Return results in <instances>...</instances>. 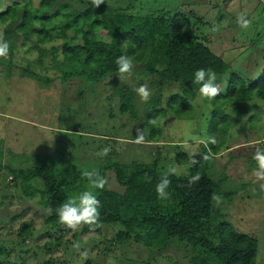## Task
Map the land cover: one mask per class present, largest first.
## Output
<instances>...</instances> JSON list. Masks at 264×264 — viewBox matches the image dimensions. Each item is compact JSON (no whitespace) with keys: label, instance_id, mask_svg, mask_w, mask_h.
<instances>
[{"label":"rangeland","instance_id":"1","mask_svg":"<svg viewBox=\"0 0 264 264\" xmlns=\"http://www.w3.org/2000/svg\"><path fill=\"white\" fill-rule=\"evenodd\" d=\"M69 3L77 7L73 0H60L57 7ZM0 4L4 8L12 5L13 0H0ZM111 4L142 16L161 10L175 11L176 15L187 18L195 36L208 39L210 50L222 57L231 71L252 82L264 70L262 0H115ZM62 14L68 13L62 10ZM241 14L251 21L247 29L236 22ZM60 21L61 18L55 20L52 26L58 27ZM96 37L97 40L109 41L105 31L98 32ZM61 44L55 41L44 47L50 49L61 47ZM17 51L14 63L19 69L43 74L51 82L41 86L21 76L20 70H15L7 81L0 74V141L6 150L5 162H11L13 168L26 169L37 165L36 156L40 160L53 159L59 166H72L81 171L102 170L111 163H149L159 159L162 170L167 172L170 166L175 165L172 162L177 153L196 154L202 144L207 143L212 105L205 103L198 93L191 102V109L179 112L177 105L168 107L170 96L179 94V84L163 87L160 108L165 111V116H153L151 124L159 133L157 140H149L151 129L145 125V117L149 112V102L158 93L151 86V77L141 73L142 64H133L130 75L120 77L116 73L97 83L77 77L62 82L60 71L48 69L45 72L34 63L38 54L31 50L30 44L18 42ZM58 58L64 61L62 54ZM3 59L6 60L7 56ZM49 59L44 61V66L49 64ZM76 66L80 69L75 65L76 70ZM142 84H147L152 93L147 102H142L134 91ZM120 86H128L135 93L137 119L120 114L117 95ZM224 88L225 85L221 90ZM250 105L237 109L229 107L232 126L227 143L232 146L231 152L215 160L211 177L213 172L218 175L216 180L227 176V181L222 179L221 186L222 192L228 195L215 200V205L236 231L258 241L256 261L264 264V190L261 189L264 180L253 175L257 167L253 159L255 150L264 148V144L255 143V137L264 134V102L255 101ZM138 130H142L144 143L132 142ZM105 148L110 149L108 154L99 155ZM175 166L179 175H185L187 170L183 166ZM103 178L106 190L117 194L124 192L113 170H105ZM19 187L9 170L0 173V252L4 253L0 264H38L40 259L36 251L45 245L52 247V251L40 255L45 259H56L59 264H72V261L78 264H126L125 260L136 264H189V252L181 242L171 243L159 256L153 257L154 254L151 255L143 246L111 242L116 234L114 228L97 234L84 232L81 227L69 229L64 226L62 230L66 234L60 242L56 241L61 232H46V212L39 206L37 198H25ZM86 189L93 192L90 186ZM27 223L33 228L32 237L26 239V246L16 248V243L20 242L17 239L19 231ZM52 241H56L54 246H50Z\"/></svg>","mask_w":264,"mask_h":264},{"label":"trees","instance_id":"2","mask_svg":"<svg viewBox=\"0 0 264 264\" xmlns=\"http://www.w3.org/2000/svg\"><path fill=\"white\" fill-rule=\"evenodd\" d=\"M59 1L13 0L12 5L4 8L0 4V9L3 8L0 11V34L9 44L7 59L0 57L3 80L11 79L14 71L20 70L21 76L41 86L51 82L43 74L16 66L14 58L18 42L31 45V50L38 54L34 63L45 72L48 69L60 71L62 82L77 77L97 83L118 73L117 57L128 56L133 64L143 65L141 73L151 77V86L158 93L149 102V112L145 117V125L151 129L150 141L157 140L159 133L151 124L153 116H165L160 104L166 84L180 85L179 94L171 95L167 101L168 107L177 105L179 112L191 109V102L199 93V86L192 82L197 69L214 70L217 76L215 83L220 90L225 85L215 98H203L205 103L212 105L208 137L214 135L218 142L215 145L202 144L196 154L181 152L175 155L172 163L183 166L187 171L183 176H168L171 181L167 189L169 198L159 199L155 191L156 184L166 173L159 159L149 163H111L96 172L103 177L105 170H113L124 192L117 194L105 187L103 190L93 188V194L102 205L99 209L102 227L90 230L82 226L81 230L100 234L104 229L114 228L116 234L111 242L143 246L151 255L154 254L153 257L159 256L171 243L181 242L189 252V264H257L258 241L236 231L215 205L214 197L228 195L222 192L221 186L222 179L227 181V176L216 180L218 175L213 172L211 177V173L215 160L231 152L232 146L227 143L232 126L229 107L247 108L255 101L264 102V70L252 82L231 71L229 64L210 50L208 39L195 36L187 18L176 15L175 11L161 10L142 16L116 8L111 4L115 0H105L97 8L91 6L90 0H73L77 2L76 8L71 3L57 7ZM86 3L88 6L83 8ZM62 10L68 14H62ZM60 18V25L52 26ZM100 31L106 32L109 41L97 40L96 34ZM55 41H60L61 47H44ZM59 54L64 61L59 60ZM47 58L50 62L44 66ZM75 65L80 69L76 66V70ZM117 95L120 114L137 119L135 93L128 86H120ZM257 137L255 143L264 144V134ZM5 152L0 141V173L9 170L22 195L27 199H38L39 206L46 212V232L60 231L61 235L56 240L60 242L66 231L62 230L64 226L59 221L57 210L62 203L87 190L89 182L82 176L83 171L72 166H59L53 159L40 160L38 156L37 165L26 169L13 168L11 162H5ZM193 159L198 163L193 165ZM192 175H199L201 179L188 187L187 177ZM1 200L4 199L1 197ZM32 233L31 225L24 224L17 236L20 242L15 247L26 246V239L32 237ZM56 241L50 242V246H54ZM51 248L45 245L36 251L40 259L38 264H59L56 259H45L40 255L50 253ZM3 257L4 253L0 252V261ZM124 262L136 264L132 260ZM71 263L78 264L75 261Z\"/></svg>","mask_w":264,"mask_h":264},{"label":"clouds","instance_id":"3","mask_svg":"<svg viewBox=\"0 0 264 264\" xmlns=\"http://www.w3.org/2000/svg\"><path fill=\"white\" fill-rule=\"evenodd\" d=\"M105 0H90V4L93 8L99 7L104 4ZM88 4L86 3L84 7L86 8ZM3 9H0L2 11ZM237 24L243 28L247 29L251 25V21L246 17V15L241 14L237 17ZM215 30V29H214ZM9 44L4 40L2 34H0V57H5L8 55ZM115 64L118 68V73L120 77L125 76V74H131L134 67L132 59L128 56L121 55L116 58ZM217 79L216 73L212 69L200 68L194 72L193 83L198 85V92L202 98H215L220 95L221 90L219 86L215 83ZM135 93L140 97L142 102H147L151 96V90L148 88L147 84H142L134 89ZM136 144H141L145 142L142 130H138L134 140L132 141ZM217 139L214 135L209 136L207 143L215 145ZM110 151L109 148H105L101 156H106ZM207 159V157H204ZM253 159L255 160L257 167L253 171V175L258 180H264V148H257L255 150ZM193 165L198 163L193 159ZM178 167L173 165L168 168V171L161 176L160 181L156 184L155 191L159 199H168L169 193L167 189L171 181L168 179L169 175H179ZM82 176L89 182L90 188L103 190L106 184L105 178L101 177L98 172L93 171H83ZM201 177L199 175H192L187 177V186L192 187L194 184L200 181ZM261 189L264 190V184H261ZM219 201L220 197H214ZM102 207L99 199L92 191L86 190L79 194V196L70 198L66 202L62 203L57 210V215L60 223L69 228L75 229L77 227L87 226L90 230H95L98 227H102V222L100 221V211ZM74 247H79V245H74Z\"/></svg>","mask_w":264,"mask_h":264}]
</instances>
